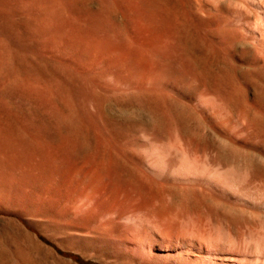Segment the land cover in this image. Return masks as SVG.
<instances>
[{"label":"rangeland","instance_id":"374dc122","mask_svg":"<svg viewBox=\"0 0 264 264\" xmlns=\"http://www.w3.org/2000/svg\"><path fill=\"white\" fill-rule=\"evenodd\" d=\"M254 34L264 0H0V264H197L169 223L115 215L79 187L75 163L103 144L120 153L110 133L127 125L204 140L197 116L144 85L175 63L234 84L241 106L251 84L264 90Z\"/></svg>","mask_w":264,"mask_h":264},{"label":"bare ground","instance_id":"6f19581e","mask_svg":"<svg viewBox=\"0 0 264 264\" xmlns=\"http://www.w3.org/2000/svg\"><path fill=\"white\" fill-rule=\"evenodd\" d=\"M250 38L247 62L264 68V34ZM179 68L166 63L167 78L144 87L165 90L188 108L201 120L204 140L178 127L169 133L127 125L110 133L120 153L103 144L84 166L75 163L83 174L78 186L116 203L115 215L169 223L197 264H264V90L251 84L237 106L234 84L189 81Z\"/></svg>","mask_w":264,"mask_h":264},{"label":"trees","instance_id":"16d2710c","mask_svg":"<svg viewBox=\"0 0 264 264\" xmlns=\"http://www.w3.org/2000/svg\"><path fill=\"white\" fill-rule=\"evenodd\" d=\"M41 237V236H40ZM42 238V237H41ZM44 241H46L44 238H42ZM64 255H66L67 257H70L72 260H74L75 262L79 263V264H99L96 263L94 261L91 260H86L83 259L82 257H80L77 254H73V253H64Z\"/></svg>","mask_w":264,"mask_h":264}]
</instances>
